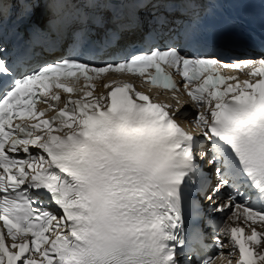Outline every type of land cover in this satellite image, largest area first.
Wrapping results in <instances>:
<instances>
[{
    "label": "snow or ice",
    "instance_id": "6c2138e0",
    "mask_svg": "<svg viewBox=\"0 0 264 264\" xmlns=\"http://www.w3.org/2000/svg\"><path fill=\"white\" fill-rule=\"evenodd\" d=\"M16 5L29 40L0 55V264H264V52L219 46L195 0H136L128 18L108 0H0V53Z\"/></svg>",
    "mask_w": 264,
    "mask_h": 264
}]
</instances>
